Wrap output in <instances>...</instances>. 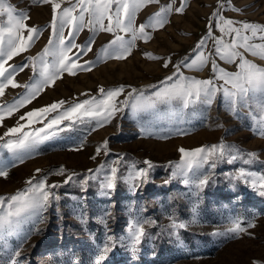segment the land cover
I'll list each match as a JSON object with an SVG mask.
<instances>
[{
  "label": "snow or ice",
  "instance_id": "obj_1",
  "mask_svg": "<svg viewBox=\"0 0 264 264\" xmlns=\"http://www.w3.org/2000/svg\"><path fill=\"white\" fill-rule=\"evenodd\" d=\"M31 3L50 7L51 19L47 25H30L28 10H17L6 5V0H0V17L7 15V20L0 22V96L9 87L24 89L11 103L0 105V124L4 120L3 113L10 116L25 107L46 88L62 80L65 74L76 76L80 72H90L101 62L127 59L132 55L138 40L150 41L153 33L170 23L169 18L173 13L184 14L188 6V0H179V6H176L177 0H169L147 22L137 25V14L149 5H159L160 0H31ZM229 10L243 11L233 7L230 0H218L216 10L208 18L207 34L197 42L192 54L179 62L174 63L171 56L145 54L151 60L160 61L164 69L169 66L174 69L171 75L158 84L140 88L130 85L112 88L101 86L96 95L82 93L88 97L83 100H59L25 112L19 117L16 126L8 127L0 135V178H10L11 168L39 155L41 145L57 140L72 141L73 137L69 134L78 131V125L90 126L88 135H91L99 128L111 124L125 109L131 110L134 116L150 113L156 123L162 120L173 123L182 118L185 109L196 105L210 107L220 93L233 115L239 117L241 108H250V130L264 136V67L251 62L245 55L247 53L264 60V24L223 17L222 13ZM85 29L93 35L83 43H77V37ZM214 29L221 35L216 36ZM46 30L49 35L41 51L36 55H25ZM96 33H110L112 39L94 52L95 60H85L83 58L93 52ZM226 36L231 37V43L225 41ZM209 40L213 41L214 51L205 55L204 49ZM255 40L261 42L255 43ZM14 57H21V62L9 63ZM216 58L226 64H234L236 71H226L220 67ZM209 62L213 75L207 79L185 76L181 71L182 68L200 71ZM26 69H30L33 75L27 83L20 84L16 76ZM161 106H164L163 110ZM37 124L41 126L36 127ZM140 129L143 135L151 137L155 134L152 122H141ZM184 134L187 133L176 127L172 133L157 138L168 139L170 135ZM86 139H79L75 147L69 150H83ZM5 151L11 154L7 158L4 156ZM178 151L181 154L180 161L175 164L169 162L173 171L164 183L168 184L171 178L179 177L197 197L207 187L217 183L214 170L219 163L242 161L244 165H251L258 159L257 153L244 152L234 144L225 143L223 139L218 144L202 145L194 149L180 147ZM101 154L105 157L112 155L108 139L96 146L95 154L90 159L96 160ZM114 155V160L102 162L95 169H88L87 174L70 172L63 165L48 171L37 168L25 181L27 187L23 191L8 196L0 195V251L9 247L10 238L15 237L18 241L11 248L9 264H24L28 259L22 255L23 245L32 235L40 233L39 225L45 222V213L61 199L56 191L60 187L76 183L86 189L90 181L98 182L103 194L110 197L118 183L125 184L135 193L151 182V173L156 167L153 161L145 159L129 163L124 154ZM121 169L125 171L121 172ZM51 176H60L63 180L49 183ZM223 176L232 188L239 181L258 196L264 197V172L241 167L224 172ZM196 211L194 206L193 214ZM110 215V211L105 210L102 222L106 229L107 217ZM195 218L194 215L192 222ZM255 219V216L251 219L240 215L231 217L230 227L224 231H214L211 235L229 239H240L243 236L251 238L254 235L251 229L256 227ZM169 220L170 224L162 232L170 229V236L178 235L179 230L189 226L188 222L175 214L170 215ZM145 224L155 226L156 221L136 215L129 219L124 235L116 237L114 234H106L94 254V264H103L118 245L133 253L137 252L146 239L154 238L146 231ZM23 225L29 226L23 228ZM73 264L78 262L73 261ZM251 264L261 262L253 260Z\"/></svg>",
  "mask_w": 264,
  "mask_h": 264
},
{
  "label": "rangeland",
  "instance_id": "obj_2",
  "mask_svg": "<svg viewBox=\"0 0 264 264\" xmlns=\"http://www.w3.org/2000/svg\"><path fill=\"white\" fill-rule=\"evenodd\" d=\"M168 2L169 0H160L159 5H149L142 9L137 14L136 24L147 22L153 13L159 11L161 5ZM230 3L243 11H224L223 17L264 24V0H230ZM6 5L17 10H28L31 17L28 21L30 25L44 26L51 19L49 6L36 5L31 3V0H6ZM176 6H179V0ZM217 6L218 0H188L184 14L173 13L169 18L170 23L164 29L153 33L150 41L138 40L132 55L127 59L101 62L90 72H80L76 76L65 74L62 80L46 88L25 107L10 116L6 112L3 113L0 135H3L8 127L16 126L19 117L27 111L59 100L67 102L83 100L88 97L81 95L82 93L96 95L101 86L112 88L130 85L140 88L158 84L160 80L171 75L174 69L171 66L164 69L160 61L151 60L145 54L171 56L174 63L191 55L197 42L207 34L208 18ZM6 20V14L0 17V22ZM65 31L67 33V29ZM214 34L221 35L215 29ZM48 35L49 32L46 30L25 55H36L41 51L47 43ZM92 35L85 29L77 37V43H83ZM110 39H112L110 33H96L93 52L88 53L83 59L95 60L94 52ZM225 41L231 43V37L226 36ZM210 51H214L211 40L208 41L204 54L208 55ZM245 55L251 62L264 67V60L261 58L247 53ZM216 59L220 67L226 71H236L234 64H226ZM20 62L21 57H14L9 61ZM181 71L185 76L195 79H207L213 75L210 62L200 71L183 68ZM32 75L31 70L26 69L16 76V80L20 84H25ZM23 92V88L5 89L4 95L0 96V105L11 103ZM163 107L161 106L162 110ZM249 113L250 108L246 107L239 110V117L233 115L228 110L223 94L220 93L210 107L196 105L185 109L182 118L173 123L167 120L156 123L150 113L134 116L131 110L125 109L111 124L99 128L91 135H88L90 126L78 125L79 130L69 134L73 137L72 141L57 140L41 145L39 155L11 168L10 178H0V195L8 196L23 191L27 187L25 181L37 168L48 171L63 165L70 172L87 174L88 169H95L102 162L114 160V154L117 153L124 154L129 163L149 159L156 167L151 173V182L135 193L125 184L118 183L116 190L110 197H106L98 182L91 181L86 189H82L76 183L57 189L61 199L45 213V222L39 225L40 233L32 235L23 245L22 255L28 258L24 264H73V261H77L78 264H94V254L105 235L114 234L116 237L124 235L129 219L136 215L156 221L155 226L144 225L146 231L154 238L146 239L135 253L118 245L103 264H251L253 260L264 264V197L258 196L239 181L236 182L235 188H232L223 176L224 172L241 167L264 172V136L254 134L250 130L252 119ZM141 122H152L155 134L151 137L141 134ZM176 127L183 129L187 134L170 135L168 139L157 138L172 133ZM84 137L87 139L83 150L78 152L69 150ZM105 139L109 141L112 155L105 157L101 154L96 160L90 159L95 154L96 146ZM221 139L227 144L236 145L244 152L257 153L258 159L251 165H244L242 161L233 164L226 161L219 163L214 170L217 183L199 193V197L194 195L179 177L171 178L168 184L164 183L173 171L169 162L175 164L180 161L181 154L178 151L180 147L194 149L202 145L218 144ZM10 155L5 151V158ZM123 171L125 169H121V172ZM62 180L60 176H51L48 182ZM194 206L197 209L195 214L192 212ZM105 210L111 213L107 217V229L102 222ZM172 214L188 222L189 226L179 230L178 235L170 236L168 234L170 229L163 232L162 229H166L170 224L169 216ZM194 215L196 218L192 222ZM237 215L249 219L255 216L256 227L251 229L253 237L229 239L211 235L214 231H224L230 227L231 217ZM17 243L15 237L9 239V247L0 251V264H9L11 248Z\"/></svg>",
  "mask_w": 264,
  "mask_h": 264
}]
</instances>
